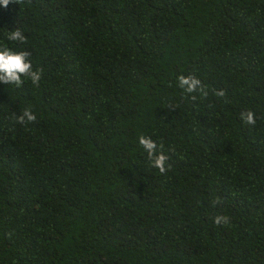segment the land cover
Masks as SVG:
<instances>
[{"label":"trees","instance_id":"trees-1","mask_svg":"<svg viewBox=\"0 0 264 264\" xmlns=\"http://www.w3.org/2000/svg\"><path fill=\"white\" fill-rule=\"evenodd\" d=\"M3 47L42 74L0 82V264H264V0H19Z\"/></svg>","mask_w":264,"mask_h":264},{"label":"clouds","instance_id":"clouds-1","mask_svg":"<svg viewBox=\"0 0 264 264\" xmlns=\"http://www.w3.org/2000/svg\"><path fill=\"white\" fill-rule=\"evenodd\" d=\"M19 0H0V6L7 7L10 3H18ZM7 40L17 42L18 44L26 43V37L22 33L20 28H16L14 31H9L6 36ZM31 53L27 50L14 51L10 48H0V82L7 85L14 84L16 87H21L24 83L23 78L31 81L33 85L39 87L41 80L42 70H33L32 63L29 59ZM179 88H181L184 94L191 101L197 99V95L201 99L208 96L206 87L202 84L201 80L193 74L179 75L177 78ZM217 97H224L225 92L223 90L216 91ZM16 122L24 124L25 122H34L36 120L35 114L30 108H25L23 112L15 117ZM240 120L246 125H255V114L251 110H245L240 113ZM138 144L143 148L147 154L150 166L158 169L159 173L164 174L170 168L167 165L168 156L164 152L157 151V143L150 137L140 135L138 137ZM162 145L160 148L162 149ZM218 202V201H216ZM213 223L217 226L226 225L229 223V219L225 215H216L213 218Z\"/></svg>","mask_w":264,"mask_h":264}]
</instances>
